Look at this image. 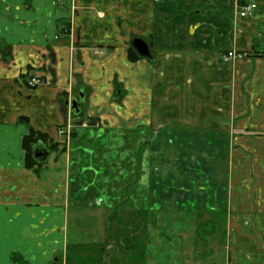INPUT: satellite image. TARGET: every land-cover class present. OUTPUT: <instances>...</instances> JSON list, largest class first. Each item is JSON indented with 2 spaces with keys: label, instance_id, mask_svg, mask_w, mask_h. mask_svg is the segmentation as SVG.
I'll list each match as a JSON object with an SVG mask.
<instances>
[{
  "label": "crops",
  "instance_id": "1",
  "mask_svg": "<svg viewBox=\"0 0 264 264\" xmlns=\"http://www.w3.org/2000/svg\"><path fill=\"white\" fill-rule=\"evenodd\" d=\"M129 222L126 264L151 224L264 264V0H0V264H113Z\"/></svg>",
  "mask_w": 264,
  "mask_h": 264
},
{
  "label": "rangeland",
  "instance_id": "2",
  "mask_svg": "<svg viewBox=\"0 0 264 264\" xmlns=\"http://www.w3.org/2000/svg\"><path fill=\"white\" fill-rule=\"evenodd\" d=\"M49 85L50 84H48V86ZM37 138L38 136L35 137L34 132H32L30 136L29 135L26 136L24 138L25 149L29 151L31 149L32 142L35 143ZM32 153H33L32 150H30V155H32ZM156 216L158 219H161L163 217L162 214L160 215L156 214ZM96 224H97V221L95 225ZM213 226H216V228H213ZM213 226L209 225L208 228L206 226H202V227L197 228L195 232L191 230L192 228L188 227L187 229H190L191 231L189 230L184 231L182 229L181 231L177 233L176 230L172 229L171 227H162L163 229L161 227L155 228L154 225L151 224L150 229L147 230V235L148 233H149V237L151 235V239L150 240L148 239L151 245L150 250H149V258L147 257L148 258L147 262H145L144 260L143 264H210L209 258L210 259L215 258L214 260L216 261V263L220 262L219 264H222L225 261V256H226V250L224 248L225 243H226V240L224 237L226 230L223 228L221 224L213 225ZM129 227H130V222L128 223L126 228H121V229L116 230L115 235H113L115 237L120 238L119 239L120 242L115 243L113 250H110L107 253L108 255L111 254L113 264H126L127 263V260L129 257V250H127L126 253H124L123 248L125 247L124 241L127 242L128 244V238L126 236V233L130 232ZM184 229L186 230V228ZM111 231L113 233V230ZM172 232H175L173 233V235L180 237L181 240L180 241L176 240V242H172L174 238L172 236H171V239L168 238V236H170L169 234ZM164 233H168V234L164 236ZM214 234H217L216 238H214L213 236ZM164 237L165 239H163ZM98 238H99V235H95L91 237V239H93L94 241L98 240ZM213 239L214 241L218 243V246H214V248L212 249L213 251V254H212L209 248L213 246L210 245L209 242H211ZM98 241L100 242V245L94 244V247L92 246L87 247V249H90L92 252L91 259H95L96 256H99L100 250L103 251L102 249H104L105 245L103 243V240L99 239ZM101 242H102V245H101ZM84 243L85 242L83 241L81 244L82 247ZM73 251H74L73 254L75 253V257H74V260L70 261L71 263L74 261V263L72 264H82L80 262H77L78 260L81 262H84V264H89L88 260L90 261V259L87 258L86 255L78 257L75 249H73ZM103 253L104 252H102L101 254L102 257H103ZM116 253L117 255L115 256ZM137 258L139 257H135V259ZM213 262L214 261H212V263ZM135 263H136V260H135ZM216 263H213V264H216Z\"/></svg>",
  "mask_w": 264,
  "mask_h": 264
},
{
  "label": "built area",
  "instance_id": "3",
  "mask_svg": "<svg viewBox=\"0 0 264 264\" xmlns=\"http://www.w3.org/2000/svg\"><path fill=\"white\" fill-rule=\"evenodd\" d=\"M257 5L253 3H246L241 6L239 10V16L240 17H246L250 16L254 13L256 10ZM70 30L68 28L64 29V34H69ZM245 57H248V54L245 52H236V51H229L223 58L225 62H229L232 60H238V59H243ZM35 70H29L26 73V84L30 89H36L45 85H48L49 83L45 81V78L40 76L38 73H36ZM87 126V124H85ZM66 127V126H65ZM64 127V128H65ZM60 128L59 129V134L64 135L66 137L69 136V127H66V129Z\"/></svg>",
  "mask_w": 264,
  "mask_h": 264
},
{
  "label": "flooded vegetation",
  "instance_id": "4",
  "mask_svg": "<svg viewBox=\"0 0 264 264\" xmlns=\"http://www.w3.org/2000/svg\"><path fill=\"white\" fill-rule=\"evenodd\" d=\"M33 153H34L35 157H37L39 159H44L48 155V150H46L45 148L34 149ZM164 236H166V235L164 234ZM172 242H176V240H172Z\"/></svg>",
  "mask_w": 264,
  "mask_h": 264
},
{
  "label": "water",
  "instance_id": "5",
  "mask_svg": "<svg viewBox=\"0 0 264 264\" xmlns=\"http://www.w3.org/2000/svg\"><path fill=\"white\" fill-rule=\"evenodd\" d=\"M141 44H142V41L141 40H136V41H134V46L141 52H143V50L141 49ZM141 52V53H142ZM144 54H145V52H143ZM147 55V54H146ZM73 108L74 109H76V110H78L77 108H78V105H77V102L76 101H74L73 102Z\"/></svg>",
  "mask_w": 264,
  "mask_h": 264
},
{
  "label": "bare ground",
  "instance_id": "6",
  "mask_svg": "<svg viewBox=\"0 0 264 264\" xmlns=\"http://www.w3.org/2000/svg\"><path fill=\"white\" fill-rule=\"evenodd\" d=\"M31 90H34V89H31ZM90 125V123H87V126H89Z\"/></svg>",
  "mask_w": 264,
  "mask_h": 264
},
{
  "label": "trees",
  "instance_id": "7",
  "mask_svg": "<svg viewBox=\"0 0 264 264\" xmlns=\"http://www.w3.org/2000/svg\"><path fill=\"white\" fill-rule=\"evenodd\" d=\"M21 120L25 121V118H22Z\"/></svg>",
  "mask_w": 264,
  "mask_h": 264
}]
</instances>
